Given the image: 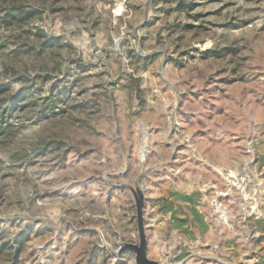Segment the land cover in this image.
Listing matches in <instances>:
<instances>
[{"label": "rangeland", "instance_id": "rangeland-1", "mask_svg": "<svg viewBox=\"0 0 264 264\" xmlns=\"http://www.w3.org/2000/svg\"><path fill=\"white\" fill-rule=\"evenodd\" d=\"M136 182L150 259L264 264V0H0V264H135Z\"/></svg>", "mask_w": 264, "mask_h": 264}, {"label": "crops", "instance_id": "crops-1", "mask_svg": "<svg viewBox=\"0 0 264 264\" xmlns=\"http://www.w3.org/2000/svg\"><path fill=\"white\" fill-rule=\"evenodd\" d=\"M192 199H188L187 203H191ZM161 202L157 203L159 205ZM186 203V198L181 194H173L171 200L165 202L164 207L170 210L172 208L173 218H174V227L178 230L181 235L182 231L188 233L190 238L194 239H204L205 249L212 250L213 242V228L211 222L207 221L206 216L202 217L200 206L192 207L191 204ZM172 204V207L170 206ZM188 207V221L185 213L182 212V208ZM146 210V208H145ZM194 215V216H193ZM194 217V218H193ZM184 220V222H182ZM188 225H186V222ZM185 223V224H183Z\"/></svg>", "mask_w": 264, "mask_h": 264}, {"label": "water", "instance_id": "water-1", "mask_svg": "<svg viewBox=\"0 0 264 264\" xmlns=\"http://www.w3.org/2000/svg\"><path fill=\"white\" fill-rule=\"evenodd\" d=\"M128 188L130 189L135 202L139 243L124 244L119 255L124 252H131L135 255V264H161L158 261L150 259L148 256L149 241L145 218L146 196L144 189L139 182H136L134 187L129 186Z\"/></svg>", "mask_w": 264, "mask_h": 264}, {"label": "trees", "instance_id": "trees-1", "mask_svg": "<svg viewBox=\"0 0 264 264\" xmlns=\"http://www.w3.org/2000/svg\"><path fill=\"white\" fill-rule=\"evenodd\" d=\"M17 255L19 254V250H18V252L16 253Z\"/></svg>", "mask_w": 264, "mask_h": 264}]
</instances>
